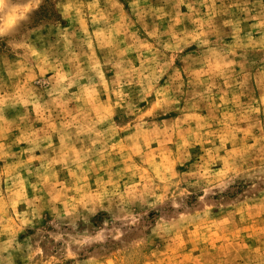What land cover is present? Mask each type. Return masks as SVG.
Masks as SVG:
<instances>
[{
	"label": "rangeland",
	"instance_id": "374dc122",
	"mask_svg": "<svg viewBox=\"0 0 264 264\" xmlns=\"http://www.w3.org/2000/svg\"><path fill=\"white\" fill-rule=\"evenodd\" d=\"M37 3L0 39V264H264V0Z\"/></svg>",
	"mask_w": 264,
	"mask_h": 264
},
{
	"label": "clouds",
	"instance_id": "9594fccd",
	"mask_svg": "<svg viewBox=\"0 0 264 264\" xmlns=\"http://www.w3.org/2000/svg\"><path fill=\"white\" fill-rule=\"evenodd\" d=\"M39 6L31 7V0H0V39L12 35L29 22L30 13Z\"/></svg>",
	"mask_w": 264,
	"mask_h": 264
}]
</instances>
